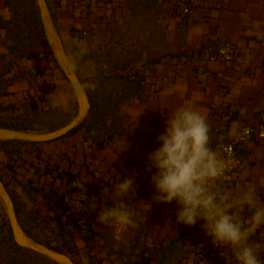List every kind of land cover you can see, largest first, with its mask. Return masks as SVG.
Returning <instances> with one entry per match:
<instances>
[{"label":"crops","instance_id":"1","mask_svg":"<svg viewBox=\"0 0 264 264\" xmlns=\"http://www.w3.org/2000/svg\"><path fill=\"white\" fill-rule=\"evenodd\" d=\"M176 1L45 0L49 28L53 24L57 34L53 26L51 32L58 35L78 82L88 90L101 82L98 56L113 37V28L129 21L135 8L141 11V27L151 28L161 45L152 47L155 58L136 65L142 84L111 112L113 127L107 133L84 126L65 137L32 141L6 162L0 182L14 197L16 211L9 195L16 220L32 242L66 245L75 254L83 251L89 264H126L130 232L141 235L151 264H196V252L210 247L203 221L195 226L176 223L179 206L175 201H153L147 154L160 146L157 136L181 106L207 117L210 144L233 139L244 125L264 122V0H199L195 15L186 18L174 13ZM13 9L10 0H0V55L8 52ZM43 23L46 29L44 17ZM224 40L237 44L233 59H209ZM30 64L36 71L37 62ZM54 70L58 68L49 69L52 82L63 85L70 80L74 86L68 73L62 79ZM33 87L27 78H19L10 87L12 94L0 100L29 99ZM241 153L243 167L225 192L236 195L251 186L264 203V138L254 135ZM133 172L136 195L124 202L114 196V190L120 179ZM74 177L86 181L96 209L87 231L75 227L62 197ZM124 203L133 212L134 226L98 223L99 211ZM251 215L248 208L240 212L245 221ZM8 217L7 211L0 214V227ZM250 243L258 246L264 264V226L250 237ZM214 264L238 262L230 247L221 246Z\"/></svg>","mask_w":264,"mask_h":264},{"label":"rangeland","instance_id":"2","mask_svg":"<svg viewBox=\"0 0 264 264\" xmlns=\"http://www.w3.org/2000/svg\"><path fill=\"white\" fill-rule=\"evenodd\" d=\"M10 1L14 6L13 19L10 22L8 52L5 55H0V73L2 70L7 71L2 80L9 83L19 78H27L35 87H33L34 93L29 99L4 102L15 106L13 112L8 111L4 114L11 117L8 122L19 125V128L0 127V130L13 134L11 136L0 135V174L7 169L6 162L12 156L17 155L25 145L32 143L29 139L54 136L73 127L85 118V126L90 130L107 133V128L113 127V125H109L111 112H115L126 94L138 89L142 84L143 79L138 74L136 65L155 58L157 54L152 47L161 45V42H157L151 28H145L144 23V26L141 27L142 23L139 22L141 11L135 8L129 21L120 22L113 28V37L98 56L97 76L99 75L101 82L90 87L89 90L86 87L84 89L79 83L86 94H91L94 103L90 112L89 103L86 112L79 119L82 111L79 86L63 64V56L66 60L67 57L59 39L52 36L49 26L45 29L44 34L41 30L43 15L39 4L41 1L45 3V0ZM143 29H147L149 32L144 33ZM50 45L53 47L54 56L58 57V62L53 56ZM150 46L151 48H149ZM29 61L37 62L36 71L31 70ZM62 64L65 71L61 68ZM53 67L58 68L54 71L60 73L62 79H65V75L68 73L74 86L70 80L63 85L52 82L54 81L53 74H51L53 72L49 69ZM70 68L72 69L71 66ZM72 72L76 78L73 69ZM49 74L51 75L49 76ZM133 76L134 78H132ZM2 187L0 186V214L3 215L6 214V208ZM8 218L4 226L0 227V264H69L66 261H58L42 251L20 244L15 238L13 225ZM13 237L22 245L21 247L13 244ZM128 239L126 264H151V261L147 260L149 256L144 255L148 251L143 244L144 240L141 239V235L138 232H130ZM62 249L65 251L63 254L71 259L73 264H89L88 257L83 251L75 254L74 250L68 247L63 246Z\"/></svg>","mask_w":264,"mask_h":264},{"label":"clouds","instance_id":"3","mask_svg":"<svg viewBox=\"0 0 264 264\" xmlns=\"http://www.w3.org/2000/svg\"><path fill=\"white\" fill-rule=\"evenodd\" d=\"M156 139L160 146L147 154L146 163V171L153 173V201L164 204L175 201L179 206L176 223L195 226L203 221L213 243L230 247L238 264H262L259 248L250 243V237L264 226V203L259 201L254 187L233 195L217 183L227 165L210 147L207 117L190 106L178 107ZM135 180V172L120 179L114 196L124 202L125 198L134 199ZM83 198L87 201L85 189ZM244 208L252 211L247 221L240 217ZM97 221L134 226L133 212L127 203L104 208L99 211Z\"/></svg>","mask_w":264,"mask_h":264},{"label":"built area","instance_id":"4","mask_svg":"<svg viewBox=\"0 0 264 264\" xmlns=\"http://www.w3.org/2000/svg\"><path fill=\"white\" fill-rule=\"evenodd\" d=\"M198 2L199 0H177L174 13L181 18L192 17L197 12ZM236 51L237 44L233 40H224L211 51L208 58L211 60L218 58L231 60ZM254 135L264 138V122L244 125L235 132L233 139L219 140L210 144V147L219 154L227 165L224 176L217 181L224 191L232 183L235 174L243 167L244 157L241 153V147ZM84 189L87 201L83 198ZM62 197L64 203L69 206L70 212H72L75 227L80 231H87L95 210H93L94 207L91 204L86 181L79 177L72 178L69 188L63 193ZM219 249L220 247L216 246L211 238L208 249L204 248L196 252V264H214L219 257Z\"/></svg>","mask_w":264,"mask_h":264},{"label":"bare ground","instance_id":"5","mask_svg":"<svg viewBox=\"0 0 264 264\" xmlns=\"http://www.w3.org/2000/svg\"><path fill=\"white\" fill-rule=\"evenodd\" d=\"M40 6H41V8L43 10V14H44L45 21H46L47 25L50 26V21L48 20L49 18L47 16V12H46V9H45L44 1H41L40 2ZM51 34H52V36H54V38H57L56 37L57 35L55 36L52 32H51ZM60 53H62V51H60ZM63 64L67 68V70L71 73V75H72L71 77H73L75 79L76 83L79 86L78 87L79 100H80V105H81V109H82L81 115H80V118L79 119H81V117L86 112V110H87V108L89 106V100H88L87 94L85 93V91L83 89H81V87L79 85V82L77 81V79L73 75L72 69L70 68V66H69V64H68V62H67V60H66V58L64 56H63ZM0 135H2V136H11L13 134L8 133V132H5L3 130H0ZM0 186L2 187L1 182H0ZM2 189H3L4 197H5V208H6V211L8 212V216L11 219L16 240L20 244L25 245V246H28V247H32V248L37 249L39 251H42L45 254L51 256L52 258H54V259H56L58 261H62V262L63 261H66L69 264H73V262L66 255H64L62 253H59L57 251H54V250H52L50 248H47V247H45L43 245L36 244V243L32 242L27 237V235L24 233V231L22 230V228L20 227V225L18 224V222L16 220L15 213H14V209H13V204H12V201H11L8 193L6 192V190L3 187H2Z\"/></svg>","mask_w":264,"mask_h":264},{"label":"trees","instance_id":"6","mask_svg":"<svg viewBox=\"0 0 264 264\" xmlns=\"http://www.w3.org/2000/svg\"><path fill=\"white\" fill-rule=\"evenodd\" d=\"M41 30H42V32L44 34L45 33V26H44L43 21H41ZM45 37H46V34H45ZM50 48H51V51L53 53L52 47H50ZM53 56H54V53H53ZM54 58L57 61V58L55 56H54ZM5 72H7V71L2 70V72L0 73V78H1L0 79V97L12 94V91L10 90V87H11V85H13L14 82H9L8 83V82H5V80H2L3 76H5ZM87 96H88L89 103H90V107H89V112H90L92 110L93 106H94V103L92 101L91 94L87 93ZM14 109H15L14 105L6 104V103L0 101V127L15 128V129L19 128V125L15 124V123L8 122L9 118H11V117H8V115L4 114V113H6L8 111L13 112ZM85 122H86V118L83 119L82 121H80L77 125H75L72 128H70L65 133L61 134L60 137H65V136H68V135H71V134H74V133L78 132L81 128H83L85 126ZM0 179L3 180L1 176H0ZM4 185L6 186V184H4ZM9 195H10L11 199L13 200V202L15 204L14 197L12 196L11 193H9ZM68 207L69 206L66 205L65 208L67 209ZM15 211H16V204H15ZM13 240L12 241H13V244L15 246H18V247L22 246L17 241H15L14 237H13ZM43 244H44V246H46V247H48V248H50V249H52L54 251H57L59 253H64L65 254V251L62 249L63 246H61V245H58V244L53 245L50 242H45ZM64 246H66V245H64ZM68 248H70V247H68ZM70 257H71V255H70ZM147 258H148L147 260H151L150 257H147ZM138 264H140V263H138Z\"/></svg>","mask_w":264,"mask_h":264},{"label":"water","instance_id":"7","mask_svg":"<svg viewBox=\"0 0 264 264\" xmlns=\"http://www.w3.org/2000/svg\"><path fill=\"white\" fill-rule=\"evenodd\" d=\"M39 6H40V4H39ZM40 9H41V11H42V15H43V17H44V14H43V10H42V8H41V6H40ZM45 19V18H44ZM52 23V22H51ZM52 26H53V24H52ZM53 28H54V26H53ZM54 30H55V28H54ZM55 32H56V30H55ZM56 34H57V32H56ZM57 37H58V35H57ZM58 39H59V37H58ZM59 42H60V39H59ZM60 44H61V42H60ZM61 47H62V45H61ZM62 49H63V47H62ZM64 51V50H63ZM65 53V52H64ZM78 124V123H77ZM76 124V125H77ZM75 126V125H74ZM72 128V127H71ZM70 129V128H69ZM69 129H67V130H65V131H63L62 133H59V134H57V135H55V136H58V135H61V134H63V133H65L66 131H68ZM55 136H51V137H46V138H42V139H29V140H31V141H44V140H47V139H51L52 137H55ZM13 138V137H12ZM17 138H21V137H17ZM26 139V138H25Z\"/></svg>","mask_w":264,"mask_h":264}]
</instances>
